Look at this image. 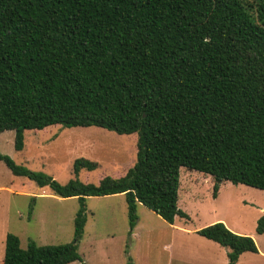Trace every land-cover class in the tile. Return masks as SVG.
Listing matches in <instances>:
<instances>
[{"label": "trees", "instance_id": "obj_1", "mask_svg": "<svg viewBox=\"0 0 264 264\" xmlns=\"http://www.w3.org/2000/svg\"><path fill=\"white\" fill-rule=\"evenodd\" d=\"M51 126L136 134L135 163L59 184L0 154L13 176L79 203L73 242L23 249L7 234L0 264L82 261L89 197L122 194L130 231L138 204L170 225L186 218L180 168L210 176L213 197L223 182L264 191V0H0V133L20 151L25 132ZM96 168L78 158L72 171ZM197 234L227 248V264L257 253L222 223Z\"/></svg>", "mask_w": 264, "mask_h": 264}, {"label": "rangeland", "instance_id": "obj_2", "mask_svg": "<svg viewBox=\"0 0 264 264\" xmlns=\"http://www.w3.org/2000/svg\"><path fill=\"white\" fill-rule=\"evenodd\" d=\"M13 139V131L0 133V154L59 184L75 178L97 184L100 177L125 174L136 160V134L51 126L25 132L20 151L14 149ZM78 158L95 162L97 168L75 176L72 166ZM78 206L76 198L54 196L46 187L13 176L0 161V261L7 234L17 236L23 249L29 242L37 246L73 242ZM177 207L187 217H177L170 225L138 204L136 225L130 231L123 195L87 198L84 232L76 243L82 261L70 264H227L229 250L197 234L214 223L253 239L257 253L241 254L236 264H264V233H255L264 212V191L223 182L213 197L210 176L180 168Z\"/></svg>", "mask_w": 264, "mask_h": 264}, {"label": "crops", "instance_id": "obj_3", "mask_svg": "<svg viewBox=\"0 0 264 264\" xmlns=\"http://www.w3.org/2000/svg\"><path fill=\"white\" fill-rule=\"evenodd\" d=\"M122 195V194H121ZM114 196V195H113ZM262 214H263V212H262ZM214 222H216V221H214ZM1 262V261H0Z\"/></svg>", "mask_w": 264, "mask_h": 264}]
</instances>
